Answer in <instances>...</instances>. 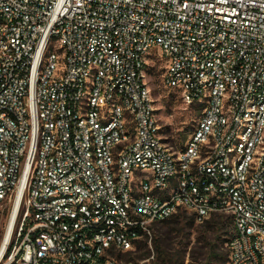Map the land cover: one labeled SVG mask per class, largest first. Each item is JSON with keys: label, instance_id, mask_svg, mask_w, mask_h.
<instances>
[{"label": "built area", "instance_id": "2783aa9c", "mask_svg": "<svg viewBox=\"0 0 264 264\" xmlns=\"http://www.w3.org/2000/svg\"><path fill=\"white\" fill-rule=\"evenodd\" d=\"M157 62L200 108L181 149ZM4 206L0 264H124L179 211L231 219L227 264H264V0H0Z\"/></svg>", "mask_w": 264, "mask_h": 264}, {"label": "rangeland", "instance_id": "374dc122", "mask_svg": "<svg viewBox=\"0 0 264 264\" xmlns=\"http://www.w3.org/2000/svg\"><path fill=\"white\" fill-rule=\"evenodd\" d=\"M156 48L151 52H157ZM165 73L164 64L157 62L147 69V82L155 102L156 112L160 119L161 134L164 140L170 144L174 149H181L185 146L191 132L196 126L200 108L198 105L187 106L180 98L178 93L164 86L163 76ZM187 216L188 223L191 213L188 211H179ZM8 207L0 208V244L4 238L7 230L8 222ZM215 220L209 222H194L184 232L182 239L178 237L171 238L169 243H164L170 247L181 250L182 264H206V252L208 247H216V254L221 256L225 261L228 259L227 242L233 234V224L225 222L223 230L216 233L213 227ZM171 226L167 223H157L153 227L152 232V247L149 243L140 248H134L131 252L122 253L118 260L124 264H139L142 260L146 259L148 253L154 257L150 261L154 264L159 263L160 257L155 243L161 240V232ZM172 237V235H171ZM168 251V250H166ZM170 252V251H169ZM215 264H223L222 262H215Z\"/></svg>", "mask_w": 264, "mask_h": 264}, {"label": "trees", "instance_id": "16d2710c", "mask_svg": "<svg viewBox=\"0 0 264 264\" xmlns=\"http://www.w3.org/2000/svg\"><path fill=\"white\" fill-rule=\"evenodd\" d=\"M189 218L190 220H192V223H188L187 216L184 213H177L172 218L162 222V223L170 224L171 226H169V228L161 232L162 234L160 237L161 240H158L157 243H155V249H157L159 253L158 256L160 257L159 263L157 264H182L180 263L181 262L180 248L175 249L173 248V246L170 247L168 245H164V243H169L168 241L171 240V238H173L174 235H176L174 237H178L180 241V239L183 238L184 232L186 231V229L190 227L191 224L193 225L194 222H197V219L193 214H191ZM211 220H215L213 227H215L214 232L216 231V233H220V231L223 230V224L225 222L232 223L231 219L226 218L222 215H213L212 217H210V219L204 220L203 222H209ZM233 234H234V227H233ZM152 241H153V237H152ZM147 244H148V239L143 238L135 243L134 248H140L141 246L147 245ZM216 250L217 248L215 246L214 247L210 246L207 248L206 264H215V262H222L223 264H227L228 259L227 261H225L221 256L216 254ZM121 254H118L117 258H119ZM228 255H229V252H228ZM150 256H151V253H148L147 258Z\"/></svg>", "mask_w": 264, "mask_h": 264}, {"label": "bare ground", "instance_id": "6f19581e", "mask_svg": "<svg viewBox=\"0 0 264 264\" xmlns=\"http://www.w3.org/2000/svg\"><path fill=\"white\" fill-rule=\"evenodd\" d=\"M18 202H19V199H18ZM15 213H16V210H15V212H14V214H13V219H14ZM11 232H12V222H11V224L9 225V227L7 228L6 233H5V235H4V238H3L2 242H1V247H0V258H1V256H2V253L4 252V249L6 248V245H7V243H8V240H9V238H10V236H11Z\"/></svg>", "mask_w": 264, "mask_h": 264}]
</instances>
